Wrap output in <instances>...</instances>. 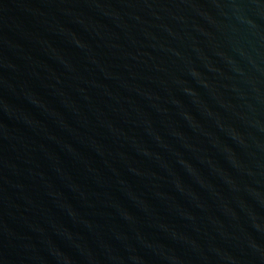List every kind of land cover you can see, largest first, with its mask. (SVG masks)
Masks as SVG:
<instances>
[{"label": "water", "instance_id": "water-1", "mask_svg": "<svg viewBox=\"0 0 264 264\" xmlns=\"http://www.w3.org/2000/svg\"><path fill=\"white\" fill-rule=\"evenodd\" d=\"M0 264H264V0H0Z\"/></svg>", "mask_w": 264, "mask_h": 264}]
</instances>
